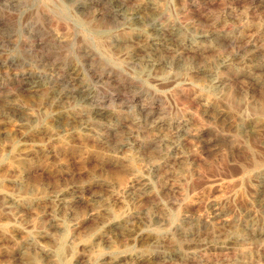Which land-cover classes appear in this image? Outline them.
Returning a JSON list of instances; mask_svg holds the SVG:
<instances>
[{"label":"rangeland","instance_id":"1","mask_svg":"<svg viewBox=\"0 0 264 264\" xmlns=\"http://www.w3.org/2000/svg\"><path fill=\"white\" fill-rule=\"evenodd\" d=\"M0 201V264H264V0H0Z\"/></svg>","mask_w":264,"mask_h":264},{"label":"bare ground","instance_id":"2","mask_svg":"<svg viewBox=\"0 0 264 264\" xmlns=\"http://www.w3.org/2000/svg\"><path fill=\"white\" fill-rule=\"evenodd\" d=\"M152 1V0H151ZM155 1V0H154ZM153 7V6H152ZM155 8V7H154ZM154 14V13H153ZM148 16V15H147ZM149 18H150V16H149ZM149 20H151V18L149 19ZM154 20H155V18H154ZM98 32V31H97ZM96 32V33H97ZM101 32H103V31H101ZM99 33V32H98ZM103 34V33H102ZM100 36V35H99ZM179 37V36H178ZM215 38V37H214ZM157 39V38H156ZM218 40V39H217ZM102 47V46H101ZM101 49V48H100ZM104 50H105V48H104ZM110 53V52H109ZM110 56V55H109ZM83 91H84V87H83V89H82ZM81 89H80V91H82ZM85 92V91H84ZM91 92V91H90ZM89 92V93H90ZM80 93V92H79ZM78 93V94H79ZM81 95V94H80ZM79 95V96H80ZM85 95V94H84ZM88 96V95H87ZM82 98H83V95H82ZM84 98H85V96H84ZM87 98V97H86ZM88 99V98H87ZM86 99V100H87ZM90 99H92V98H90ZM31 115V114H30ZM34 116H32L31 118H33ZM12 142H14V141H12ZM13 144V143H12ZM17 145H15V147H16ZM20 147V146H19ZM18 149V148H17ZM14 150H16L15 148H14ZM18 151V150H17ZM16 152V151H15ZM4 153V152H3ZM20 153V152H19ZM18 154V153H17ZM2 155V154H1ZM6 155H7V153H6ZM22 156V155H21ZM23 157V156H22ZM26 157V156H25ZM5 158V157H4ZM19 158V157H18ZM8 159V158H7ZM3 160V159H2ZM6 160V159H5ZM2 163V162H1ZM8 196H10V195H8ZM13 201V200H12ZM1 202V201H0ZM110 210H113V209H110ZM112 212V211H111ZM113 214V213H112ZM113 216V215H112ZM5 223H7V222H5ZM116 225H117V223H115ZM119 225V224H118ZM63 228V227H62ZM61 228V229H62ZM65 228V227H64ZM139 230V229H138ZM25 233H27V232H25ZM64 234V233H63ZM26 235H28V233L26 234ZM62 236V235H61ZM68 236H70V235H68ZM58 237V236H57ZM60 240V239H59ZM67 240V239H66ZM60 243V242H59ZM79 243V242H78ZM77 243V244H78ZM80 243H81V241H80ZM64 244H66V242H64ZM64 244H62V243H60L59 244V246H58V249H57V252H56V256H57V259H58V262L60 263V264H69L65 259L66 258H64L63 257V254H62V252H63V249H64ZM74 244V243H73ZM84 244V243H83ZM86 244V243H85ZM54 245H55V243H54ZM72 246H74V245H72ZM67 247V246H66ZM79 247V246H78ZM84 247V246H83ZM88 247H89V245H88ZM54 248V247H53ZM52 248V249H53ZM68 248V247H67ZM87 248V247H86ZM70 249H72V248H70ZM56 251V250H55ZM68 252V251H67ZM73 252H75L74 250H73ZM73 252H72V254H73ZM68 254V253H67ZM76 254V253H75ZM51 255V254H50ZM69 255H71V254H69ZM78 258V257H77ZM71 259V258H70ZM72 261V260H71Z\"/></svg>","mask_w":264,"mask_h":264}]
</instances>
